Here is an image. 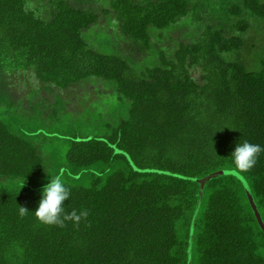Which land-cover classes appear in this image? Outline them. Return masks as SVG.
Returning a JSON list of instances; mask_svg holds the SVG:
<instances>
[{
  "label": "trees",
  "instance_id": "obj_1",
  "mask_svg": "<svg viewBox=\"0 0 264 264\" xmlns=\"http://www.w3.org/2000/svg\"><path fill=\"white\" fill-rule=\"evenodd\" d=\"M245 140L264 148V0H0V264H185L189 239L187 264H264L241 182L198 197ZM61 169L78 227L33 213ZM243 175L264 226V152Z\"/></svg>",
  "mask_w": 264,
  "mask_h": 264
},
{
  "label": "clouds",
  "instance_id": "obj_2",
  "mask_svg": "<svg viewBox=\"0 0 264 264\" xmlns=\"http://www.w3.org/2000/svg\"><path fill=\"white\" fill-rule=\"evenodd\" d=\"M264 152L259 144H252L247 140L238 143L231 153L232 167L224 170L225 176H231L239 180L247 188L248 183L243 175L249 172L257 163L258 157ZM64 170L61 169L54 178L42 190V198L39 201L37 209L33 212L35 218L42 224L49 226L66 227V222H72L79 226L82 219H87L89 210L83 209L77 212L65 210L64 202L70 198V187L63 180ZM29 213L28 209L19 206V215L21 217Z\"/></svg>",
  "mask_w": 264,
  "mask_h": 264
},
{
  "label": "rangeland",
  "instance_id": "obj_3",
  "mask_svg": "<svg viewBox=\"0 0 264 264\" xmlns=\"http://www.w3.org/2000/svg\"><path fill=\"white\" fill-rule=\"evenodd\" d=\"M186 28V30H188V27H185ZM169 35L170 34H173V36H176V32L175 31H172V32H167ZM98 37H99V39H100V42H101V46L103 47L104 46V48L103 49H108L107 47H108V45L107 44H105V37H106V34H98ZM180 40L181 41H186V39L184 38V37H182V38H180ZM23 80L24 79H22V80H17L16 81V91L17 92H23L25 89H23L22 87V85H24V83H23ZM22 86V87H21ZM93 93V92H92ZM40 95L42 96V97H45V98H48L49 99V94L47 93V92H45V91H40ZM87 95V94H86ZM91 97V96H90ZM108 97V96H107ZM109 99H111L110 97H108ZM91 101V102H90ZM90 103H91V106H90V109H102V108H98V107H92V106H95V105H102V104H108L109 105V103L107 102H100L99 101V98H97V97H91L90 98ZM72 102L74 103V98L72 99ZM86 128H88V129H94V125L92 124V125H84Z\"/></svg>",
  "mask_w": 264,
  "mask_h": 264
},
{
  "label": "water",
  "instance_id": "obj_4",
  "mask_svg": "<svg viewBox=\"0 0 264 264\" xmlns=\"http://www.w3.org/2000/svg\"><path fill=\"white\" fill-rule=\"evenodd\" d=\"M222 173H224V171H216V172L209 173V174L203 176L202 178H200V179L198 180V183H199V187H198V197H199V195H200V193H201L202 183H203L205 180L209 179L210 177H214V176H216V175H218V174H222ZM243 187H244V186H243ZM244 192H245V196H246L245 199H246L247 204H248V206H249V208H250V210H251V212H252V215H253V217H254V219H255V221H256V224L260 227L262 233L264 234V226L261 224L260 219H259V216H258V214H257V212H256V210H255V208H254L253 202H252V200H251L252 197H251V195H250V193H249L248 188H245V187H244ZM189 240H190V239H189ZM189 240H188V245H187V250H186V252H187V257H186V263H185V264H187V262H188V257H189V252H190V248H189Z\"/></svg>",
  "mask_w": 264,
  "mask_h": 264
}]
</instances>
